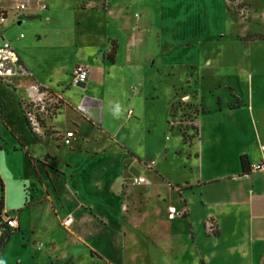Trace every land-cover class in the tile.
I'll list each match as a JSON object with an SVG mask.
<instances>
[{"label": "crops", "instance_id": "obj_1", "mask_svg": "<svg viewBox=\"0 0 264 264\" xmlns=\"http://www.w3.org/2000/svg\"><path fill=\"white\" fill-rule=\"evenodd\" d=\"M50 1L25 0V10L29 13L21 14L17 18V25L26 18L40 17L43 11H46L47 22L59 21L61 17L55 10L49 9ZM178 1L187 2L188 9L182 12L172 11V4ZM261 1L264 5V0ZM143 2L149 3L147 10L149 12L152 8L156 17H148V14L144 18L142 15L136 18L123 16L124 30L128 35L125 45L124 42L119 43L121 36L113 32L115 23L113 26L107 18L108 15L114 14L122 18L126 7L124 9L115 2L110 6L112 3L110 0H107L105 8L92 0H82L79 4L68 3L69 16L75 14L71 13V10L90 11L89 14H84L92 18L93 24L95 22L98 25L99 33L92 28L86 30L90 37L94 38L91 45L88 44V40H83L78 45H70L62 38L52 46H44L40 44V37L26 38L20 36L22 34L9 39L28 70V75L18 80L17 87H22L18 83L26 79L23 84L25 88L36 84L40 91L46 94L57 93L61 97L56 114L49 122L55 132L35 133L29 125V130L35 136L33 142L37 140L38 143L46 145L51 143L58 150V147L64 146L61 144L62 136L73 130L75 135L70 145L65 146L68 147L67 151L70 154L79 153L86 156L91 153L101 158L100 155L106 154L108 147H112L113 152L116 150L120 154L121 162L125 159L123 156L125 154L136 159L135 166L141 167V164L143 169L152 161H146L144 154L138 155L128 145V142L137 136L136 129L143 123L141 120H145L146 126L149 127L147 117L142 116L150 107L153 98L142 95L138 86L142 80L140 81L138 77L133 79L132 85L136 84L133 88L135 94L131 101L126 100V105L121 104L120 100L106 98L105 88L102 86H98L102 87V92L104 91L102 95L91 94V88L97 83L105 85L115 79L113 77L116 70L122 68L116 66L117 57L123 58L125 54L126 62L133 63L135 54L139 53V44L144 43L143 28L150 26L153 17L162 25L156 35L162 36L163 50L167 44H171V40H174L168 32L170 28L178 29L174 31L177 33L185 32L186 28L189 33L202 31L198 42L217 44L219 43L217 32H210L209 28H206L210 16L208 6L218 2L216 13L225 8L224 0H143ZM253 2L255 4L254 0ZM194 3L197 4L196 9L193 8ZM225 12L229 11L225 9ZM220 15L224 17L222 13ZM182 18L190 27L183 28L184 24L180 22ZM77 24L80 22L77 21ZM250 32H236L243 35L241 43L247 42L254 48L253 51H256L244 56L247 58L246 62L239 65L244 75L239 76L244 78L245 90H229L228 94H221L220 91L214 96L213 92L223 85L217 84L209 90L211 96L215 97V101L209 106H204L202 95L201 111L194 119L198 136L192 145L182 144L185 149H190L194 144L200 149L204 144L203 126L214 134L225 130L230 132L229 140L223 139L221 142L213 138L210 141L214 147L212 171L216 173L215 175L197 176L201 161L199 155H196L194 161L191 158V161L190 155L184 152L181 155L185 157V161L181 160L182 163L186 162L182 172L184 178L179 182H170L160 174L161 170L149 168L147 171L152 170L149 178L144 177L140 171V174L135 175L133 181L129 182L122 174V168L118 167L115 174L106 175L104 180H101V175L98 174L87 182L88 185L84 182L83 189L86 190L88 186L95 194V197H86L82 195L83 193L80 194L81 190L74 173L68 175L72 170L70 165H66L67 173L59 170L52 161L53 152L50 154L48 151L44 156L36 158L23 144L19 149L24 150L27 158L29 156L33 158L32 164L28 158L27 171H19L12 164L0 162V176L4 181L2 213L7 214L9 210L17 213V217L7 214L16 219L17 227L11 231L17 232H12L0 255L6 253L14 237L19 243L25 242L23 246L26 250L16 245L12 257L13 264H119L120 260H126L125 264H160L157 256H161L166 264H176L177 260L180 264H264V93L259 92L255 84L257 79L255 77L264 69V57L260 58L257 53L264 45V29L262 32ZM186 40L189 42L186 43ZM178 45L191 47L190 37L181 40ZM112 46L115 51L110 53ZM86 48H89V53L84 54ZM205 63L215 67L212 70L215 75L214 72L219 67L218 60L209 58ZM79 65L87 69V78L85 82H81L82 86L72 83V72ZM233 66L235 70V65ZM135 69L137 72V68ZM164 76L165 78L169 76L167 71ZM226 83L237 87L230 81ZM197 86H200V82ZM227 87L232 88L228 85ZM23 94L26 99V92ZM124 97L128 99V94L126 93ZM125 106L129 107L127 116L116 128V123L120 121L119 108ZM224 118L230 120L229 126L223 125ZM122 133L125 137L120 139L118 136ZM102 137L110 144L99 149L96 146ZM220 142L225 145L222 147ZM16 149L13 147V150ZM240 156L245 157L247 173L242 172ZM188 164L190 166L193 164L189 168L190 172L186 171ZM257 164H263V167L252 170ZM192 168L197 170L192 173ZM66 177L71 181L74 195L78 194L73 206L66 203L56 189L57 181ZM138 178H143V181L135 182ZM108 179L113 180L109 187L106 186ZM157 185H162L161 192H155ZM90 195L91 193L88 194ZM51 196L56 197V202ZM125 200L128 202H124ZM11 201L14 203L10 204ZM5 202L8 203V208H5ZM170 206L182 208V216H170L168 213ZM35 207H38L39 213L34 223L26 222L25 215L35 210ZM21 215L25 217L22 222ZM67 217H71L72 221L65 226L63 221ZM208 220H212L216 225L213 229L217 234L212 232L213 229L207 228L205 222ZM40 225H43L41 235L35 233V229ZM61 227L72 237L69 239L70 246L82 248L81 250L58 254L59 248L54 236ZM98 245L108 249L116 258L107 255L97 247ZM40 246L44 247V250L39 248Z\"/></svg>", "mask_w": 264, "mask_h": 264}, {"label": "rangeland", "instance_id": "obj_2", "mask_svg": "<svg viewBox=\"0 0 264 264\" xmlns=\"http://www.w3.org/2000/svg\"><path fill=\"white\" fill-rule=\"evenodd\" d=\"M81 1L82 0H51L48 3L49 9L55 10L57 15L61 17L59 21L52 20L47 22L45 19L46 11H43L40 14V17L26 18L21 24L17 25V18L21 14L25 15L29 13V11H18L14 9V1L1 0L0 5L5 6L8 9V17L5 20L7 26L4 32L5 38L9 40L10 38L22 34V36H25L26 38L35 39L40 37V44L44 46H52L56 41H60L62 38V40H66L70 45L81 44L83 40H88V44L91 45L94 38H91L86 30L92 28L97 33L100 31L98 30V25L95 24V22L94 24L92 23V18L87 16L90 11L79 12L77 9L71 10L70 12L75 14L69 16L70 9L68 8V3L77 2L79 4ZM92 1L98 6L102 4L101 7L103 8H105L107 4V0ZM254 1L255 4L253 0H224V8L231 13L230 15H227L229 12H225V9H220L216 13V7H219L218 2L213 5L209 4L208 11L210 16L206 28L208 27L210 32H217L219 43L208 44L203 42L201 44L200 42L202 41L198 42L199 36H202V31L200 32L197 30L189 33L188 28L186 27H190V25L187 26L185 20L182 18L180 19V22L184 24L183 28H186L185 32L182 31V33H177L174 31H177L178 29L170 28L168 32H170V37L172 35L174 40H171V44H167L165 50H163L162 36L159 37L156 35L157 31L162 28V25H160L158 19L155 18L156 13L152 8H150L151 10L149 9L148 12L147 6L149 3L143 2V0H110V2H112L110 6L115 2L124 9L126 7L122 18L117 16V14H114L113 16L108 15L107 18L109 23L113 26L115 23V29L113 32L121 36L120 41L118 40L121 44L124 42L125 45L126 39L128 38L123 26V16L127 15L128 18H136L138 15H142L144 18L145 16L147 17V14L148 17L155 16L153 17L150 26L143 28L145 29L144 43L142 42L139 44V53L135 54L136 57L134 58L133 63L128 64L126 62L124 58L125 54L123 55V58L117 57L116 66L122 68L116 70L115 76L113 77L115 79H112L105 85L97 83L95 87L91 88L90 92L91 94L102 95L104 93V91L102 92V87H104L106 98H114L115 101L120 100L121 104L126 105V100L131 101L135 94L133 88L136 84L132 85L133 79L138 77L140 78V81L142 80V83L138 84L142 95L147 96L148 98H153L150 107L145 110L146 113L142 116L147 117L146 119L147 123L149 122V127L146 126L145 120H141L143 123L136 129L137 136L132 138L131 141L128 142V145L138 155L144 154L146 161L152 160L148 165L146 164L147 167L144 168L145 170L141 164V167H136L135 162L137 163V160L133 159L129 154L123 155L125 159L122 162L119 161L120 154L116 150L113 152L112 149L114 148L108 147L110 143L105 137L100 138L98 140V146H96L99 147V149L102 147H108L106 154L103 153L100 155L101 158H99V155L95 156L93 154L91 155V153L86 154V156L79 153H77V155L70 154L67 151L68 147H65L68 145H64L63 141L61 144L64 146L61 145L58 147V150L57 147L51 145V143L46 145L45 143H38L37 140L33 142L35 136L33 132L28 129L24 119L26 105L29 108L27 99H25L23 94L27 89V87L25 88L23 86L26 79L21 82L19 81L18 84L22 85V87H17L18 80L23 79V77L15 78L11 84L4 86V89L1 91L2 114L0 115V162H6L7 165L12 164L19 171H27L29 160L24 150L19 149L21 148V145L24 144L29 153L36 158L44 156L48 151L50 154L53 152V154H51L52 161L56 168L67 173L68 169L66 168V165H70L72 170L68 175L72 172L74 173L75 179L81 190L80 194L83 193L82 195L86 197H95V194L91 191L92 188L88 186L86 187V190L83 189L84 182L88 185L87 182L93 177H97L98 174L101 175V180H104L106 175L109 176L115 174L116 168L118 167L122 168V174H124L129 182L130 180L133 181L135 175L140 174V171L143 173L142 175L144 177L149 178L151 174L150 171L152 170L147 171L148 168L157 169L158 171L161 170L162 173L160 172V174L170 182H179L184 178L182 172L184 170L183 166L186 165V162L182 163L181 161H185V157L181 156L184 152L189 154V160L192 158L193 161L195 160L196 155H199L197 156L201 161L200 168L196 173L197 176L206 174L215 175L216 173L212 171L214 147L210 141L213 138H215V140H221V142L223 139L229 140L230 132L225 130L224 132L214 134L209 128L205 129L203 126L204 144L200 149L196 147V144L190 147V149L183 148V145H192V142L196 138L194 119L201 111L200 97H202V95H204V106H209L215 101V97L211 96L209 90L213 89L217 84L223 85L220 88L221 90L218 89L213 92L214 96H217L220 91L221 94H228L230 93L229 90H245V84L243 82L244 78L241 77L244 75L241 73V67H239V65L241 62H246L247 58L244 56L251 53L254 48L248 45L247 42L241 43L240 41L243 35L236 34V32L246 33L247 31H263L264 5L261 0ZM186 6L187 2L178 1L172 4L171 9L172 11L180 10L182 12L188 9ZM193 8H197L196 3H194ZM99 11L101 12V9H99ZM220 13L224 14V17H222ZM76 18L80 20H75ZM77 21L80 22V24H77ZM55 23L59 25L56 26L57 24ZM140 30L142 31L141 28ZM260 36H262V34H260ZM188 37L191 39V47L188 48L178 45L181 40H185ZM250 37L254 38L252 35H250ZM185 42L188 43L189 41L186 40ZM88 49L89 48L84 49L83 53H89ZM254 52L256 51H253V53ZM257 53L258 56L263 59L264 45L258 49ZM209 58L218 60L219 67L214 72L215 75L212 72L215 67L208 66V63H205V60ZM233 65H235V70ZM135 68H137V72L134 71L136 70ZM166 71L169 76L165 78L164 73H166ZM255 78H257L255 84L258 87V91L264 93V69L259 73V76H256ZM228 81L235 84L238 88L230 86L231 84H227L226 82ZM199 82L200 86H197V83ZM227 85L232 88H228ZM98 86L102 87L99 88ZM126 93L128 94V99L124 97ZM140 99L143 100V98ZM44 102L47 105V108H45L44 111H41L40 109L36 111L33 110V113L37 115L39 120V130L35 131L32 129V126H30L35 133L39 134L41 131L44 133L55 132L49 122L56 114V107L61 103V97L57 93L47 94ZM53 105L55 106L54 110ZM128 110V106H125V108H119V111H121L120 121L118 120V123L115 122L116 128L124 122ZM59 125L62 126V124ZM223 125L229 126L230 120L224 118ZM118 137L123 139L125 137L124 133L119 134ZM30 139L32 140L31 143ZM221 145L223 147L225 143H221ZM13 147H16L17 149L13 150ZM191 165L193 166V164ZM192 166L188 164L186 166V171L190 172L189 168ZM191 170L193 173L197 169L192 168ZM112 178H115V176H112ZM137 180H135V182ZM112 182L113 180L108 179L106 186L109 187ZM173 187L178 189V187ZM56 189L60 193L62 199L66 203L71 204L70 206H73L76 203L78 194L74 195L72 192L71 181L67 177L57 181ZM161 191L162 185H157L155 187V192ZM89 193H91L90 196H88ZM51 197L53 201L56 202V197ZM59 201L62 202L61 199ZM124 202L127 203L128 201L125 200ZM12 203H14V201H11L10 204ZM5 208H8V203L6 202ZM37 208L38 207H35V210L31 213H25L26 222L29 221L34 223V220L39 213V209ZM176 210L182 211L183 209L176 208ZM7 214L17 217V213L10 210ZM25 217L22 215L20 216L21 222L25 220ZM207 223L209 224V228L207 227L209 230L216 227L212 220L206 221V226ZM42 226L43 225L37 227L35 233L41 235L40 231H42ZM59 230L60 231L54 236V240L57 242V247L59 248L58 254L60 253L62 255L65 251L75 253L82 249L70 246L69 239L72 237L69 232L67 230L65 231L62 227ZM12 232L14 233L17 231L13 230ZM110 234H112V232ZM37 240L39 241L40 238ZM23 244H25V242L19 243V241L13 237L6 253L0 255V264H13V251L15 250L16 245H19L20 248L26 250V247L23 246ZM97 247L102 249L107 255L111 257L114 256L112 257L113 259L116 258L114 254L108 251V249H103L99 247V245ZM39 248H42V246ZM42 250H44V247ZM157 257L160 259V264H166L163 262L164 259L161 258V256ZM125 261L126 260H120L119 264H125ZM176 264H180L179 260L176 261Z\"/></svg>", "mask_w": 264, "mask_h": 264}, {"label": "built area", "instance_id": "obj_3", "mask_svg": "<svg viewBox=\"0 0 264 264\" xmlns=\"http://www.w3.org/2000/svg\"><path fill=\"white\" fill-rule=\"evenodd\" d=\"M1 1V0H0ZM15 2L14 9L22 11L26 9L25 0H12ZM8 17V9L5 6L0 5V115L2 114V102H1V91L4 89V86H7L14 81L15 78L24 77L28 75L27 68L21 62L16 50L12 46L11 42L4 38V32L6 29L5 20ZM22 36V35H20ZM73 80L72 83L77 85L78 83L85 82L87 78V69L84 66H76L72 72ZM27 96L26 109L24 110L25 117L32 129L37 131L39 130V120L37 115L33 113V110L36 111L40 109L44 111L47 108L44 99L46 93L40 91L39 87L36 84L30 85L25 90ZM32 107V108H31ZM130 113V112H129ZM75 133L73 130L67 131L62 136V141L64 145H70L71 139L74 137ZM263 167V164H257L252 167L253 170H259ZM138 182L143 181V178H139ZM168 213L170 216H182L183 211L176 210L175 207H168ZM72 221L71 217H67L63 221V225L67 226ZM8 230L15 229L17 227V221L14 217L8 216L6 213L0 215V235L3 233V227ZM209 224L207 223V227ZM209 228V227H208ZM212 230V229H211Z\"/></svg>", "mask_w": 264, "mask_h": 264}, {"label": "trees", "instance_id": "obj_4", "mask_svg": "<svg viewBox=\"0 0 264 264\" xmlns=\"http://www.w3.org/2000/svg\"><path fill=\"white\" fill-rule=\"evenodd\" d=\"M114 51H115L114 47L112 46V48L110 50V53H113ZM24 119H25V123H26L28 129H30L29 123H28V121H27L25 116H24ZM195 131H196L195 132V137H197L198 136V131H197L196 128H195ZM184 143H186V142H184ZM0 148H1V145H0ZM28 158H29V160H30V162L32 164L33 163V158L31 156H29ZM240 164L242 166V172L243 173H247L248 170H246V164H245V157L244 156H240ZM3 208H4V182H3V180H2V178L0 176V215L3 212ZM3 230H4L3 233L0 235V252L3 250V248L5 247L6 243L8 242V240L10 238V235L12 234V231L6 229L5 227H3ZM212 232L214 234H217V231L214 230V229L212 230Z\"/></svg>", "mask_w": 264, "mask_h": 264}, {"label": "water", "instance_id": "obj_5", "mask_svg": "<svg viewBox=\"0 0 264 264\" xmlns=\"http://www.w3.org/2000/svg\"><path fill=\"white\" fill-rule=\"evenodd\" d=\"M77 85H81V86H82V85H83V83H78Z\"/></svg>", "mask_w": 264, "mask_h": 264}]
</instances>
